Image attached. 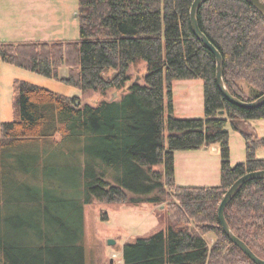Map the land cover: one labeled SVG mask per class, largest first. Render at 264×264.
<instances>
[{"label":"trees","instance_id":"obj_1","mask_svg":"<svg viewBox=\"0 0 264 264\" xmlns=\"http://www.w3.org/2000/svg\"><path fill=\"white\" fill-rule=\"evenodd\" d=\"M193 1L78 0L77 40L0 42V62L83 91L123 92L118 101L80 106L13 82L16 118L0 123V264H85L83 206L93 200L165 207L168 226L125 243L123 264H254L223 232L218 207L239 177L264 170L256 158L264 137L238 128L263 119L264 104L243 109L220 92L215 58L190 26ZM196 17L222 56L227 90L243 101L263 95L264 15L244 0H205ZM141 63L144 84L127 86L129 69ZM190 79L203 83L204 117L177 119L171 83ZM227 123L245 140V160L234 166ZM215 144L220 185H177L174 153ZM224 215L264 260V179L244 184Z\"/></svg>","mask_w":264,"mask_h":264},{"label":"rangeland","instance_id":"obj_2","mask_svg":"<svg viewBox=\"0 0 264 264\" xmlns=\"http://www.w3.org/2000/svg\"><path fill=\"white\" fill-rule=\"evenodd\" d=\"M78 0H0V42H57L77 40ZM67 70H60L65 77ZM110 72L109 75H113ZM127 86L144 84L146 64L129 69ZM19 80L66 98H76L80 106H97L100 102L118 101L122 91L110 90L105 95L97 91L69 86L59 80L0 62V123L15 120L13 82ZM245 88L247 85L241 83ZM173 116L177 119L204 117L203 83L200 79L174 80L171 83ZM168 100L165 97L167 115ZM238 128L253 138L264 137V118L239 122ZM229 132L230 163H242L246 157L242 134L227 123ZM59 140V137H56ZM257 159H264V148L256 151ZM219 145L198 150L176 151L174 170L176 184L183 187H214L220 185ZM85 163L83 164V167ZM154 169L162 170L157 166ZM154 194L144 196L148 199ZM129 196L134 194L129 192ZM148 201L138 204H105L93 200L83 206V241L85 264H123L122 247L138 237L149 236L168 226L165 207ZM211 245L215 238L206 236ZM114 241L109 245L108 241Z\"/></svg>","mask_w":264,"mask_h":264},{"label":"water","instance_id":"obj_3","mask_svg":"<svg viewBox=\"0 0 264 264\" xmlns=\"http://www.w3.org/2000/svg\"><path fill=\"white\" fill-rule=\"evenodd\" d=\"M205 0H194L192 2L190 8V26L193 34L196 38L201 41L204 46L213 54L216 62V83L218 89L223 94L225 99L231 104L243 108V109H254L260 107L264 104V94L259 96L257 99L253 101H243L235 96H233L226 88L223 81V60L220 52L215 48V46L208 40V38L203 34L200 30L198 21H197V10L202 2ZM255 7L258 11H260L264 15V1L263 0H244ZM223 112H220L222 114ZM255 179H264V170L253 171L244 174L239 177L225 192L223 198L218 207V221L221 226L223 232L228 237V239L236 245L254 264H264V260L255 255L251 249L237 236L233 234L231 231L224 215V211L228 203L235 197V195L239 192L241 187L249 181ZM108 244H114V241L109 240Z\"/></svg>","mask_w":264,"mask_h":264},{"label":"crops","instance_id":"obj_4","mask_svg":"<svg viewBox=\"0 0 264 264\" xmlns=\"http://www.w3.org/2000/svg\"><path fill=\"white\" fill-rule=\"evenodd\" d=\"M176 182V181H175ZM121 259H122V253H121ZM122 263H123V261H122Z\"/></svg>","mask_w":264,"mask_h":264}]
</instances>
